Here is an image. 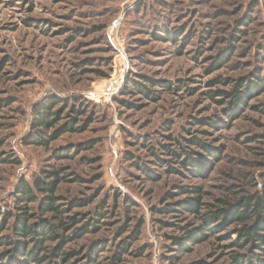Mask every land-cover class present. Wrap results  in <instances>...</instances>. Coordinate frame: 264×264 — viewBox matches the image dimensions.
<instances>
[{
	"label": "rangeland",
	"instance_id": "rangeland-1",
	"mask_svg": "<svg viewBox=\"0 0 264 264\" xmlns=\"http://www.w3.org/2000/svg\"><path fill=\"white\" fill-rule=\"evenodd\" d=\"M49 101L61 118L38 128L35 109ZM74 107L78 129L60 132ZM51 171L70 208L62 217L81 221L44 241L41 264H236L249 254L234 245L238 225L202 216L264 191V0H0V264H25L7 215L22 207L56 226L34 185ZM23 182L36 200L19 196ZM197 194L193 213L181 203ZM61 237L68 260L53 256Z\"/></svg>",
	"mask_w": 264,
	"mask_h": 264
},
{
	"label": "trees",
	"instance_id": "trees-1",
	"mask_svg": "<svg viewBox=\"0 0 264 264\" xmlns=\"http://www.w3.org/2000/svg\"><path fill=\"white\" fill-rule=\"evenodd\" d=\"M134 87L137 88L140 92L146 93L145 87H143L139 82L133 81ZM239 87L243 86V82L237 83ZM252 87L248 86V94H252ZM263 89V85H260L259 89ZM223 93V92H222ZM222 93H219L221 95ZM247 94V95H248ZM208 95L213 98L214 94L212 91H208ZM55 107V103L53 101L45 102L40 107L35 109L36 115V125L38 128L48 129L55 125V123L61 118V113L59 110L53 111ZM79 114V110L72 109V111L65 115L67 118L66 123L60 128V132L64 131H74L78 129L75 127L77 123L76 115ZM36 129V133L39 137L36 138L38 144H46L48 140L44 141L42 134L39 129ZM51 139V138H50ZM195 139V138H194ZM194 143L199 144L198 141L194 140ZM200 145V144H199ZM204 147V146H203ZM184 167L187 168V165L194 166V161H192L189 156L186 157L185 160L182 161ZM53 178L51 181L41 180L40 177L34 179V185L36 189L43 196L42 203L39 205L40 212H49L53 213L54 219L57 218L58 222L54 226L51 222L46 219H43L41 222H30V220L34 217L32 212L27 211L26 208H20L22 211L13 214H9L5 217V220H9L15 217V223L13 224V233L14 238L19 242H22L23 245L18 247V253L22 255V258H25V264H41L45 260L44 257H40L39 252L43 249V244L45 240H56L59 239L60 227L64 230H70L74 228V225L81 221L79 218V214L75 213L73 216L62 217L66 212L70 211V208H64L60 204L57 203L58 198L54 196L57 183L59 182L58 171H51L47 175ZM19 192L21 193L19 196L25 200L33 201L36 200L32 187L29 183L23 182L19 186ZM193 192H200L199 189H195ZM182 206L191 212L195 213L199 211L200 204V195H195V197H191V199L185 200L182 203ZM72 205H78L77 201H73ZM204 222H218V220H222L221 223H218L216 226L218 229L226 227V225H230L232 223L238 225L234 229V233L238 236L237 240L234 242L238 248L248 246L249 254H236L233 256V260L236 264H244L248 262V264H252L253 257H258L260 254L264 256V191H256L255 193L241 196L239 199L233 202H225L223 207L218 208L216 210L211 211L208 214L202 216ZM208 217V218H207ZM89 219V224L90 223ZM86 225V226H88ZM78 228L76 229L73 238L77 237L84 231L88 230V227ZM211 229V228H210ZM213 230V229H212ZM193 232V231H192ZM190 233L191 237H194L197 242L203 241L207 238V234L204 233L203 228L197 229L194 233ZM25 240H28L26 242ZM1 241L3 243L12 245L14 241L12 238L2 237ZM29 242H33L32 248L27 251V247L29 246ZM61 245L55 249L53 252V256H60L64 260H68L71 257V253H66L65 251H61L62 242H64L63 237H61L60 241ZM13 252V251H11ZM10 251L7 252L9 254ZM14 254V253H13ZM252 254V255H251ZM95 259V257L92 256ZM117 258V256H116ZM95 261V260H94ZM256 264H264V258L257 259Z\"/></svg>",
	"mask_w": 264,
	"mask_h": 264
}]
</instances>
